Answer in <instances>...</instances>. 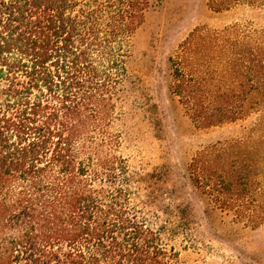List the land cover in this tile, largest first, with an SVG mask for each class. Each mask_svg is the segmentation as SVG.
I'll use <instances>...</instances> for the list:
<instances>
[{
	"label": "trees",
	"instance_id": "1",
	"mask_svg": "<svg viewBox=\"0 0 264 264\" xmlns=\"http://www.w3.org/2000/svg\"><path fill=\"white\" fill-rule=\"evenodd\" d=\"M147 5L0 0V264H175L163 239L170 213L161 219L155 194L114 153L118 136L107 133L129 77V38ZM253 77L251 90L263 98L264 65ZM175 86L195 101L183 79ZM231 92L206 91L200 120L240 114ZM249 136L248 147L240 138L224 140L216 176H206L214 177L211 201L229 204L235 217L246 202L240 196L251 191L247 220L258 223L264 114Z\"/></svg>",
	"mask_w": 264,
	"mask_h": 264
},
{
	"label": "rangeland",
	"instance_id": "2",
	"mask_svg": "<svg viewBox=\"0 0 264 264\" xmlns=\"http://www.w3.org/2000/svg\"><path fill=\"white\" fill-rule=\"evenodd\" d=\"M147 1L128 42V81L108 121V135L118 136L114 153L143 175L161 219L170 213L163 239L175 264H264V220H247L251 191L240 196L246 202L235 217L229 204L211 201L214 177L206 176H216L224 140L252 144L249 130L264 114V97L251 90L264 65V0ZM178 79L195 101L176 92ZM218 86H229L242 110L207 124L200 120L206 91Z\"/></svg>",
	"mask_w": 264,
	"mask_h": 264
}]
</instances>
